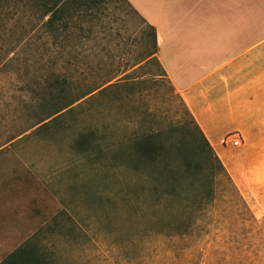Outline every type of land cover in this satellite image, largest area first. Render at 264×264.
<instances>
[{"label": "rangeland", "instance_id": "1", "mask_svg": "<svg viewBox=\"0 0 264 264\" xmlns=\"http://www.w3.org/2000/svg\"><path fill=\"white\" fill-rule=\"evenodd\" d=\"M23 11L0 13V45L13 48L0 56V262L32 241L50 264H264V128L230 132L238 148L223 145L228 135L210 141L263 229L242 226L223 184L195 234L157 236L115 197L127 168L112 183L105 161L110 142L190 121L152 27L126 0H106L51 46Z\"/></svg>", "mask_w": 264, "mask_h": 264}, {"label": "crops", "instance_id": "2", "mask_svg": "<svg viewBox=\"0 0 264 264\" xmlns=\"http://www.w3.org/2000/svg\"><path fill=\"white\" fill-rule=\"evenodd\" d=\"M127 2L155 29L158 62L209 142L264 128V0Z\"/></svg>", "mask_w": 264, "mask_h": 264}, {"label": "trees", "instance_id": "3", "mask_svg": "<svg viewBox=\"0 0 264 264\" xmlns=\"http://www.w3.org/2000/svg\"><path fill=\"white\" fill-rule=\"evenodd\" d=\"M105 1L5 0L10 9L15 8L19 12H24L25 9L30 12L29 20L32 18L33 21L38 16L37 21L42 23L45 33L51 38V46L57 45L61 32L70 29L76 14H87ZM8 7L0 6V13L6 14ZM152 29L155 49L158 51L156 31ZM21 30L25 34L29 32L25 27ZM12 49L10 40L9 44H1L0 56H9ZM90 95H83L78 102ZM183 106L189 122L178 123L167 130L149 135L144 134L122 144L109 143L105 161L111 167L112 183L116 181V167L121 164L123 168H127L124 169L120 189L115 197L120 198L124 209L137 218L143 228L151 227L157 236L184 238L200 229L203 215L216 202L217 186L227 184L236 193L229 199V203H236L235 206L240 208L241 213L242 210L246 211L245 215H241L248 216L247 220H243L242 226L250 223L253 229H263L252 216L214 148L184 102ZM128 168L132 170L129 171ZM231 240L234 241L233 244L241 246L234 238ZM33 245L32 241L26 242L0 264H50Z\"/></svg>", "mask_w": 264, "mask_h": 264}, {"label": "built area", "instance_id": "4", "mask_svg": "<svg viewBox=\"0 0 264 264\" xmlns=\"http://www.w3.org/2000/svg\"><path fill=\"white\" fill-rule=\"evenodd\" d=\"M237 137V138H236ZM231 145L234 148H238L242 145V141L241 138L239 136H235V137H228V139L223 141V145Z\"/></svg>", "mask_w": 264, "mask_h": 264}]
</instances>
